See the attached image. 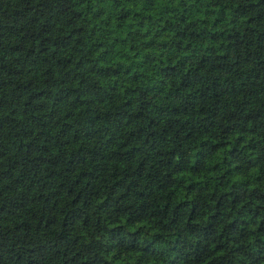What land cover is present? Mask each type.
<instances>
[{"label":"trees","instance_id":"16d2710c","mask_svg":"<svg viewBox=\"0 0 264 264\" xmlns=\"http://www.w3.org/2000/svg\"><path fill=\"white\" fill-rule=\"evenodd\" d=\"M0 264H264V0H0Z\"/></svg>","mask_w":264,"mask_h":264}]
</instances>
